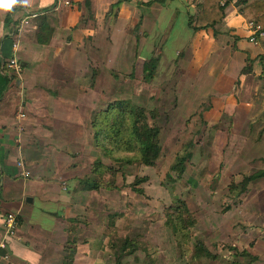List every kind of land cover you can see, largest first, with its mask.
<instances>
[{
	"label": "rangeland",
	"instance_id": "rangeland-1",
	"mask_svg": "<svg viewBox=\"0 0 264 264\" xmlns=\"http://www.w3.org/2000/svg\"><path fill=\"white\" fill-rule=\"evenodd\" d=\"M196 1L193 0L197 4ZM118 7H114L110 20L116 17ZM181 13L178 17V13L174 14L173 21L168 22L169 12L154 16L153 10L148 9L147 15L155 24L143 33L142 24L136 19L128 31L137 40L136 45L126 42L128 39L122 30L112 39V30L106 28L105 40L98 43L93 59L83 57L64 63L67 81L77 75L72 80L92 87V91L76 93V96L67 94L91 106H83L81 110L83 178L91 175L99 158L119 168L115 177L111 174L104 177L115 182L118 188H102L95 197L94 212L104 223L105 239H108L105 244L112 255L107 264H116V253L125 238L133 240L138 249L124 257V264L246 262L248 259L236 255L234 248L258 255L253 264H264L263 260L259 262L260 255L264 254V226H257V219L252 216L257 210L254 196L264 188V179L253 181L246 191L240 183L244 176L264 169V157H257L264 155V141L261 147L264 128L260 124L250 126L247 137L251 136L252 140L236 132L239 122L232 115L233 109L229 111L227 107V97H232L230 103L238 98L236 85L232 84L233 73L217 69V61L211 63V69L208 62L197 60L194 37L188 25L181 24ZM189 15L187 11L188 18ZM229 39L220 37L214 53L222 51L226 58L230 57L231 43H226ZM199 47L201 52L203 45ZM152 55H160L161 60L157 75L149 80L144 74V64ZM47 96L48 93L41 92L39 98L47 104ZM118 100H129L144 107L150 123L160 129L161 150L154 165L134 161L123 166L104 157L96 145L91 122L96 113ZM138 178H147L138 185L144 189L143 194L130 185ZM181 201L187 204L196 220L191 235L201 239L216 258L195 259L188 237L179 239L167 226V208Z\"/></svg>",
	"mask_w": 264,
	"mask_h": 264
},
{
	"label": "crops",
	"instance_id": "crops-1",
	"mask_svg": "<svg viewBox=\"0 0 264 264\" xmlns=\"http://www.w3.org/2000/svg\"><path fill=\"white\" fill-rule=\"evenodd\" d=\"M117 1L93 0L94 19L84 21L85 0H47L44 3L30 0L28 6L40 15L26 29L17 51L24 66L22 77L10 75L4 63L0 64V245L6 243L5 248H0V264H66L68 247L76 251L73 264H107L112 256L105 244L108 239H105L104 223L94 212L98 190L84 191L80 184L84 138L80 127L84 123L81 110L83 106H91L90 103L84 105L80 94V99L67 95L92 91V87L72 80L77 75L67 81L64 63L83 57L93 59L98 43L105 40L106 28L112 30V39L122 30L128 39L126 42L136 45L137 40L130 37L128 31L136 19L141 22L143 33L149 25L155 24L147 15L148 9L153 10L154 16L169 12L168 22L182 11L181 24L186 26L187 11L197 16L203 2L168 0L164 4L156 2L146 6L144 3L150 0H130L123 2L116 10V17L110 20L112 5ZM179 6L183 7L181 11ZM0 14L3 15L0 55L7 59L14 53L9 33L22 19L23 10L14 6L12 11H0ZM7 15L11 19L9 23ZM247 22L233 1L215 32L194 33L189 26L188 29L194 37L197 60L208 62L211 69V63L217 61V69L233 73L234 83H230L236 85L238 98L230 103L232 97H227V107L233 109L232 115L239 122L236 132L252 140L251 136L247 137L250 126L260 124L264 128V60L259 59L260 44L249 40ZM223 36L230 38L226 40L232 47L229 58L222 51L214 53L215 45ZM200 44L203 45L201 52ZM227 59L229 61L225 62ZM248 63L250 69L243 71ZM41 92L49 94L47 104L39 98ZM22 103L27 114L23 119L19 118ZM263 141L264 134L261 147ZM20 161L25 169L18 165ZM25 170L30 174L26 175ZM254 198L258 212L251 215L257 219L256 225L263 227L264 188L258 190ZM10 212L18 214V230L15 237L5 240V220ZM5 253L10 254L9 259L4 257ZM262 260L264 263V254L260 255L259 262Z\"/></svg>",
	"mask_w": 264,
	"mask_h": 264
},
{
	"label": "trees",
	"instance_id": "trees-1",
	"mask_svg": "<svg viewBox=\"0 0 264 264\" xmlns=\"http://www.w3.org/2000/svg\"><path fill=\"white\" fill-rule=\"evenodd\" d=\"M125 1L118 0L112 5H121ZM168 0H150L145 2L146 6L152 4L166 3ZM239 7L240 13L248 21L254 22L264 30V0H203L201 8L197 16L189 15L188 26L194 33L201 30L216 31V27L223 23L226 17V9L233 2ZM84 6L86 14L84 21L94 19L93 0H85ZM8 23L11 21L10 15H7ZM46 41V40H45ZM259 44L262 53L260 60H264V36L259 37ZM6 57V56H5ZM0 55V64L6 61V58ZM160 55H152L144 64V74L147 79L152 80L157 75V67L160 63ZM249 58V62L251 63ZM249 70V64L243 69ZM96 145L102 150L103 156L110 158L119 164L127 165L134 161H139L145 165H154L155 160L159 156L161 147L158 143L160 129L150 123L148 111L141 106L131 103L129 100H118L110 104L107 108L96 113L91 122ZM117 153H134L132 156L116 155ZM181 160H184L182 158ZM184 169L179 170L182 172ZM119 168L113 165H107L102 159H97L92 167L91 175L80 180L82 190H100L102 188L115 189L117 184L112 181L105 180L107 174L113 177L117 175ZM147 178H138L131 187L137 192L143 194L144 189L138 185L146 181ZM264 179V169H259L250 175L244 176L240 182L242 190L246 191L253 181ZM167 221L175 235L182 240L188 237L189 242L193 245V257L199 258H216V255L206 246V244L198 238L191 235L195 227L196 220L185 202L172 205L166 210ZM19 220V218H18ZM116 253V264H124L126 255L134 254L138 245L131 239L125 238ZM130 249L129 251H127ZM236 255L247 258L248 260L238 264H253L259 259V256L248 250L238 251L234 248ZM66 264H73L76 251L70 247L67 248Z\"/></svg>",
	"mask_w": 264,
	"mask_h": 264
},
{
	"label": "built area",
	"instance_id": "built-area-1",
	"mask_svg": "<svg viewBox=\"0 0 264 264\" xmlns=\"http://www.w3.org/2000/svg\"><path fill=\"white\" fill-rule=\"evenodd\" d=\"M66 3L68 4L69 2L67 1ZM17 7L23 10V17L14 24L13 29L9 33V37L12 40L14 53L6 59L3 65L7 70H9L10 75L15 76L16 78H21L24 66L17 55V51L20 48V44L24 38L26 29L32 25L33 20L37 18L40 13L32 10L28 5H17ZM247 24L248 30L250 32L249 40L254 44H259V37L264 36V30L261 26L254 24L252 21H248ZM20 108L22 110H20L19 118L23 119L27 116L23 103L20 105ZM18 165L24 168L23 161H20ZM25 174L29 175L30 171L25 170ZM18 224V214L15 212L8 213L5 220V240L17 235ZM5 247L6 243L4 241L1 243L0 248L3 249ZM4 257L9 259L10 254L5 253Z\"/></svg>",
	"mask_w": 264,
	"mask_h": 264
},
{
	"label": "clouds",
	"instance_id": "clouds-1",
	"mask_svg": "<svg viewBox=\"0 0 264 264\" xmlns=\"http://www.w3.org/2000/svg\"><path fill=\"white\" fill-rule=\"evenodd\" d=\"M47 2V0H42V3ZM30 0H0V11L10 12L13 10L14 6L17 5H29Z\"/></svg>",
	"mask_w": 264,
	"mask_h": 264
},
{
	"label": "water",
	"instance_id": "water-1",
	"mask_svg": "<svg viewBox=\"0 0 264 264\" xmlns=\"http://www.w3.org/2000/svg\"><path fill=\"white\" fill-rule=\"evenodd\" d=\"M32 201V200H31Z\"/></svg>",
	"mask_w": 264,
	"mask_h": 264
}]
</instances>
